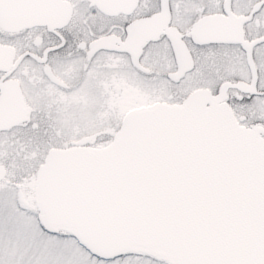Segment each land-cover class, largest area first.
<instances>
[{
  "label": "snow or ice",
  "instance_id": "1",
  "mask_svg": "<svg viewBox=\"0 0 264 264\" xmlns=\"http://www.w3.org/2000/svg\"><path fill=\"white\" fill-rule=\"evenodd\" d=\"M0 264H264V0H0Z\"/></svg>",
  "mask_w": 264,
  "mask_h": 264
}]
</instances>
